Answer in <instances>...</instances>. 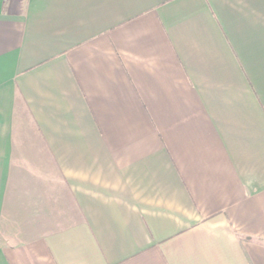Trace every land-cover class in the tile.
I'll return each mask as SVG.
<instances>
[{
    "label": "crops",
    "instance_id": "0c3cea01",
    "mask_svg": "<svg viewBox=\"0 0 264 264\" xmlns=\"http://www.w3.org/2000/svg\"><path fill=\"white\" fill-rule=\"evenodd\" d=\"M0 264H264V0H0Z\"/></svg>",
    "mask_w": 264,
    "mask_h": 264
}]
</instances>
